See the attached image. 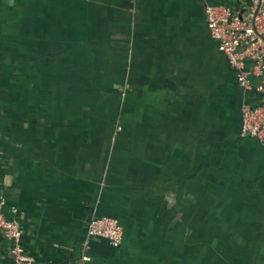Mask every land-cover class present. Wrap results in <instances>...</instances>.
Masks as SVG:
<instances>
[{
	"label": "crops",
	"instance_id": "obj_1",
	"mask_svg": "<svg viewBox=\"0 0 264 264\" xmlns=\"http://www.w3.org/2000/svg\"><path fill=\"white\" fill-rule=\"evenodd\" d=\"M206 4L250 0H0L1 210L33 264H264V143L240 135L263 99Z\"/></svg>",
	"mask_w": 264,
	"mask_h": 264
},
{
	"label": "built area",
	"instance_id": "obj_2",
	"mask_svg": "<svg viewBox=\"0 0 264 264\" xmlns=\"http://www.w3.org/2000/svg\"><path fill=\"white\" fill-rule=\"evenodd\" d=\"M204 13L210 36L235 71L237 82L244 90L253 87L263 99L256 106L241 105L240 135L255 137L264 143V0H250L243 15L229 6L217 4H206ZM251 78L255 80L254 84ZM2 204L0 200V233L11 242L13 264H33L32 257L20 244L18 221L2 213ZM87 233L105 238L114 247L122 240V227L112 217H92ZM88 260L89 257L83 254L78 264H86Z\"/></svg>",
	"mask_w": 264,
	"mask_h": 264
},
{
	"label": "flooded vegetation",
	"instance_id": "obj_3",
	"mask_svg": "<svg viewBox=\"0 0 264 264\" xmlns=\"http://www.w3.org/2000/svg\"><path fill=\"white\" fill-rule=\"evenodd\" d=\"M237 81V80H236Z\"/></svg>",
	"mask_w": 264,
	"mask_h": 264
}]
</instances>
